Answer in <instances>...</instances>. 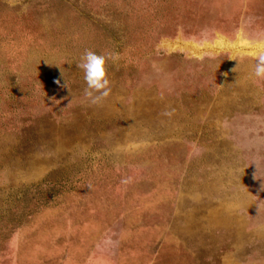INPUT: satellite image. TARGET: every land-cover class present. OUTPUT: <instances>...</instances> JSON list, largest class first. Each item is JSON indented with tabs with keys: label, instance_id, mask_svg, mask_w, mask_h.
I'll list each match as a JSON object with an SVG mask.
<instances>
[{
	"label": "rangeland",
	"instance_id": "374dc122",
	"mask_svg": "<svg viewBox=\"0 0 264 264\" xmlns=\"http://www.w3.org/2000/svg\"><path fill=\"white\" fill-rule=\"evenodd\" d=\"M258 43L264 0H0V264H264Z\"/></svg>",
	"mask_w": 264,
	"mask_h": 264
},
{
	"label": "clouds",
	"instance_id": "9594fccd",
	"mask_svg": "<svg viewBox=\"0 0 264 264\" xmlns=\"http://www.w3.org/2000/svg\"><path fill=\"white\" fill-rule=\"evenodd\" d=\"M256 51L251 53L256 59L253 75L257 79H264V43L255 45ZM110 58L107 54H96L89 50L81 57L77 67L84 72V80L87 87L85 88V97L91 99L92 103H98L108 97L111 88L110 81L106 73V61ZM225 75H227L225 73ZM57 83H59L57 81ZM67 87V84L64 85ZM255 164V163H254ZM256 169L257 165L255 164ZM261 190H264V184L261 185Z\"/></svg>",
	"mask_w": 264,
	"mask_h": 264
},
{
	"label": "crops",
	"instance_id": "0c3cea01",
	"mask_svg": "<svg viewBox=\"0 0 264 264\" xmlns=\"http://www.w3.org/2000/svg\"><path fill=\"white\" fill-rule=\"evenodd\" d=\"M198 108L199 109L196 112L197 113L201 112V116L199 118H208L209 117L208 113H206V115L205 114L203 115L204 112H203V110H202V108L200 106H198ZM207 112L212 113L211 117L214 116V115L219 114V113H215V110H213V109L207 110ZM243 116H244V113L242 112L241 109H239V110L235 109V110L232 111V113H229V112L227 114L226 113H223V115L221 116L222 118L226 117L228 119H231V117H233V122H232V120H230V121L229 120H221V123L223 121H227L231 125H233V123H235V122L236 123L237 122L240 123L244 119V118H242ZM209 127H210V125H205V126H203V130L208 131L209 136H211V134L214 133V132H213V128L212 127L209 128ZM231 133L234 136H236L237 134H240V135L244 134L243 126L239 124V126H237V129H235ZM212 139H215V138H212ZM228 140H229V138H226V136H225L221 140H215V142L214 141L213 142L210 141V142H208V144L207 143H203L201 145L200 149H202V147L203 148L207 147L208 150L205 148L204 149V152L205 153L200 154V156L203 155L202 157H204V155L207 154L208 156H206V158L209 161L208 163L210 165L212 160L214 162V157L212 158L211 152H209V151H211V148L213 149L215 147H218V149H219V152H218V154H219L218 162L220 163V166L221 167H223V168L226 167L225 164L227 162H230L231 161V157L234 158V161H235L236 158L237 159L239 158V155H240L239 150H240V148H243V145L241 143L237 146L234 142H232L230 140L228 141ZM226 143H228V144H226ZM207 151L209 153H207ZM215 161H217V159ZM242 161L243 160L241 159L240 162L242 163ZM242 206L243 205H239V207H242ZM243 208H245V207H243ZM237 209H239V208H237ZM245 210H247V208H245ZM260 228L262 229V224H258V223L255 224V226H254V229L255 230H258Z\"/></svg>",
	"mask_w": 264,
	"mask_h": 264
}]
</instances>
